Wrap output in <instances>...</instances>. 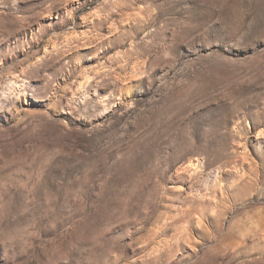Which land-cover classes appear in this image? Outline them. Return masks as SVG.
<instances>
[{"label": "rangeland", "instance_id": "374dc122", "mask_svg": "<svg viewBox=\"0 0 264 264\" xmlns=\"http://www.w3.org/2000/svg\"><path fill=\"white\" fill-rule=\"evenodd\" d=\"M0 264H264V0H0Z\"/></svg>", "mask_w": 264, "mask_h": 264}]
</instances>
